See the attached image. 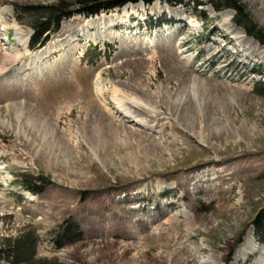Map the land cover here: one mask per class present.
Listing matches in <instances>:
<instances>
[{"label":"rangeland","instance_id":"1","mask_svg":"<svg viewBox=\"0 0 264 264\" xmlns=\"http://www.w3.org/2000/svg\"><path fill=\"white\" fill-rule=\"evenodd\" d=\"M46 1L0 0V237L37 240L26 264H264V45L230 9L155 0L66 18L31 49L12 4ZM243 1L264 25V0ZM70 218L83 235L63 242Z\"/></svg>","mask_w":264,"mask_h":264},{"label":"trees","instance_id":"2","mask_svg":"<svg viewBox=\"0 0 264 264\" xmlns=\"http://www.w3.org/2000/svg\"><path fill=\"white\" fill-rule=\"evenodd\" d=\"M143 1L151 4L155 0H52L38 4L13 3L15 12H25L26 21L33 30L29 46L35 49L48 41L50 34L60 29L64 19L80 14L85 17L98 15L103 11H110L123 7L129 3ZM169 4H185L190 8L199 10L200 7L210 5L215 11L231 9L235 12L233 20L244 32L264 45V25L259 22L243 0H162ZM20 20V19H19ZM209 170L203 171L197 177L203 180V175ZM220 173V172H218ZM217 178H221L218 174ZM211 180V179H208ZM184 181V180H183ZM188 181V180H187ZM186 181V182H187ZM33 193H42L46 188V177L40 175H25L22 181ZM50 183L49 179L47 181ZM194 193V191H193ZM137 198L135 195L134 199ZM164 208H167L165 205ZM136 209V208H135ZM255 234L264 244V216L258 214L254 220ZM83 233L79 224L72 218L67 219L57 234V239L63 242H72L80 239ZM27 232L17 236L0 237V264H26L35 255L36 239H31ZM30 240V242H29ZM117 252L115 253V256ZM115 260L114 263L116 264Z\"/></svg>","mask_w":264,"mask_h":264},{"label":"bare ground","instance_id":"3","mask_svg":"<svg viewBox=\"0 0 264 264\" xmlns=\"http://www.w3.org/2000/svg\"><path fill=\"white\" fill-rule=\"evenodd\" d=\"M142 4V3H141ZM0 21L2 22V23H4V21H3V19H2V17H1V15H0ZM113 25H112V23L110 24V27H112ZM19 30V29H18ZM17 30V31H18ZM21 31V30H20ZM18 36H17V38L18 39H22V33H20V32H18V34H17ZM27 39L28 38H25V40H21L20 42H21V44L23 45L22 47H24V46H26V43H27ZM124 39V38H123ZM121 40V39H120ZM144 45H145V43H144ZM143 45V43H139L138 44V51H139V53H141L140 51H142V50H140V48L142 47H145ZM147 45V44H146ZM149 47V46H148ZM178 47V46H177ZM131 49H133V47H131ZM130 49V50H131ZM50 51H48L47 53H49ZM136 53V52H135ZM41 52H38V53H36V54H33L31 57H32V59H36V58H39L40 56H41ZM159 54H161V55H163V57H165V59L166 60H168L174 67H175V70H179L180 71V69H178V67H179V65H182V67H183V65H184V62L181 60V58H180V55H179V50H178V48H176L174 45H165V46H163L162 47V49L159 51ZM43 55V54H42ZM21 57L19 56V53L15 56V59L16 60H18V59H20ZM156 57H155V55H154V53L152 54V57H151V59H155ZM171 65V66H172ZM194 90V89H193ZM195 91H196V89H195ZM117 92H120V91H117ZM116 93V92H115ZM119 95V94H118ZM117 100V103H118V105H119V109H120V111H122V112H125V113H129L130 114V116H133V113L130 111V109L128 108V106L125 104V102L123 101V100H120L119 98L118 99H116ZM136 102V101H135ZM136 103H138V102H136ZM127 115V114H126ZM139 120V119H138ZM134 121H136V120H134ZM206 128H207V125H206ZM48 135V134H47ZM43 150V149H42ZM150 185V184H149ZM167 206V205H166ZM186 213V212H185ZM248 246H250V248H251V250L253 249V248H255L254 246H253V243L251 244V242L249 241V240H246V242L244 243V244H242L240 247H239V249L236 251V254L234 255V258L236 257H238L239 256V252H241V251H243L244 249H248ZM250 250V251H251Z\"/></svg>","mask_w":264,"mask_h":264},{"label":"water","instance_id":"4","mask_svg":"<svg viewBox=\"0 0 264 264\" xmlns=\"http://www.w3.org/2000/svg\"><path fill=\"white\" fill-rule=\"evenodd\" d=\"M233 11V10H232ZM234 12V11H233ZM239 28L242 30V28L239 26ZM250 38H252V37H250ZM252 39H254V38H252ZM256 42H258L257 40H255Z\"/></svg>","mask_w":264,"mask_h":264}]
</instances>
